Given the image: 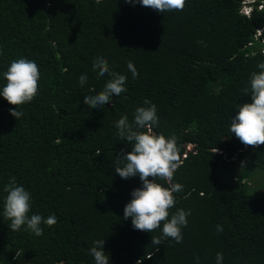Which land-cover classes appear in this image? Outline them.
I'll list each match as a JSON object with an SVG mask.
<instances>
[{
	"label": "trees",
	"instance_id": "obj_1",
	"mask_svg": "<svg viewBox=\"0 0 264 264\" xmlns=\"http://www.w3.org/2000/svg\"><path fill=\"white\" fill-rule=\"evenodd\" d=\"M262 2L246 16L243 0H186L183 11L163 14L125 0H0V90L13 60L40 70L38 94L18 106L19 120L0 96V264H95L97 240H105L110 264H216L217 253L222 264H264V196L249 190L256 172L264 174V145L246 146L230 132L264 62L263 35L256 37ZM98 58L127 77V91L92 109L85 96L111 78L94 70ZM145 100L157 108L154 132L174 135L183 161L173 177L183 190L169 210V219L179 209L191 213L181 243L152 244L160 229L136 230L124 219L142 181L115 172L116 157L132 147L115 123L123 116L134 123ZM11 177L31 193L29 216L57 217L41 224V236L26 225L10 230L3 189Z\"/></svg>",
	"mask_w": 264,
	"mask_h": 264
},
{
	"label": "clouds",
	"instance_id": "obj_2",
	"mask_svg": "<svg viewBox=\"0 0 264 264\" xmlns=\"http://www.w3.org/2000/svg\"><path fill=\"white\" fill-rule=\"evenodd\" d=\"M262 1L243 0L241 13L250 16L255 4L263 3ZM125 2L133 5L141 4L162 14L168 11H183L186 5V0H125ZM261 6L258 5L259 8ZM259 32L264 33V30L258 31L257 34ZM257 67L259 71L251 74L250 87H245L243 90L246 95H250L251 103L237 106V114L233 116L230 125V132L241 143L251 147L264 145V62L259 63ZM93 68L98 70L99 76L108 74L111 77L101 92L84 98L85 105L97 109L109 104L113 95L119 96L127 91L125 87L127 77L111 72L108 62L103 58L94 60ZM127 68L134 79L138 77L137 69L131 61L127 63ZM3 78L6 83L0 90V96L10 105L15 106L9 111L19 120L24 113L18 106L30 103L38 94L39 66L35 61L26 58L13 60L7 71L3 73ZM87 79V74H81L80 85L83 86ZM144 104L148 106L136 109L134 123H129L127 116L121 117L115 123L119 138L126 140L132 146L130 152L121 150L116 157L115 172L122 179L139 176L142 181V187L134 189L131 193L132 199L124 208V219L131 218L136 230L152 233L160 229L162 236H152V244L159 245L162 238H171L181 243L182 228L187 227V217L191 213L179 209L169 219V210L176 203L174 194L183 190L181 184L173 183L174 174L183 163L177 138L174 135L166 138L162 133L154 132V127L158 125L157 108L149 100H145ZM136 128L145 131H137ZM218 151V148L213 149L215 154ZM245 166L246 164L242 162V167ZM158 180L166 181L168 186L165 187ZM3 191L7 194L3 215L11 222L9 227L12 232L19 231L26 225L27 230L36 236H41L43 234L41 224L51 227L57 223L55 215H50L46 219L38 214L29 216L31 193L17 184L15 177L10 178ZM217 231L222 232L223 226L217 225ZM104 245L105 240H97L90 249L95 264H110V256L105 253ZM19 257L20 252H17V259ZM222 262L223 253H217L216 264ZM59 264H64V261H60Z\"/></svg>",
	"mask_w": 264,
	"mask_h": 264
},
{
	"label": "rangeland",
	"instance_id": "obj_3",
	"mask_svg": "<svg viewBox=\"0 0 264 264\" xmlns=\"http://www.w3.org/2000/svg\"><path fill=\"white\" fill-rule=\"evenodd\" d=\"M261 35H264L263 32H260V35L257 34V38H260ZM264 40V37H263ZM249 190L255 194H262L264 196V174L256 172L254 177L250 180Z\"/></svg>",
	"mask_w": 264,
	"mask_h": 264
},
{
	"label": "built area",
	"instance_id": "obj_4",
	"mask_svg": "<svg viewBox=\"0 0 264 264\" xmlns=\"http://www.w3.org/2000/svg\"><path fill=\"white\" fill-rule=\"evenodd\" d=\"M259 35H260V32H259ZM257 36V35H256Z\"/></svg>",
	"mask_w": 264,
	"mask_h": 264
}]
</instances>
